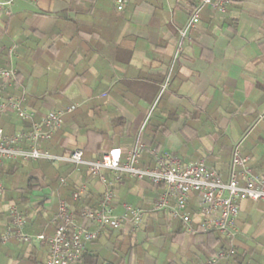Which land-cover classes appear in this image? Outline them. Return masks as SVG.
<instances>
[{"label": "crops", "instance_id": "0c3cea01", "mask_svg": "<svg viewBox=\"0 0 264 264\" xmlns=\"http://www.w3.org/2000/svg\"><path fill=\"white\" fill-rule=\"evenodd\" d=\"M114 2L14 0L11 17H0V66H13L20 81L2 95L23 89L35 120L75 107L40 148L54 155L79 149L87 161L113 149L126 152L150 114L142 135L148 148L182 163L201 160L225 180L232 148L243 139L240 152L252 175L264 177V0H230L223 14L204 9L181 42L178 30L195 0H128L121 12ZM12 43L8 64L3 48ZM0 126L6 135L29 129L12 114ZM141 164L152 167L148 152ZM105 175L101 182L84 166L0 161V264H45L48 253L36 241H1L10 203L24 214L27 235L50 236L59 200L78 214L111 188L120 214L124 204L150 210L162 192L127 177L112 185ZM80 184L87 194L77 202L72 193ZM238 206L236 254L219 264H264V202ZM186 211L196 214V194ZM226 245L217 234L190 233L151 214L139 231L126 225L102 232L76 264H205Z\"/></svg>", "mask_w": 264, "mask_h": 264}, {"label": "built area", "instance_id": "2783aa9c", "mask_svg": "<svg viewBox=\"0 0 264 264\" xmlns=\"http://www.w3.org/2000/svg\"><path fill=\"white\" fill-rule=\"evenodd\" d=\"M14 0H0V17H11V5ZM128 0H115L116 10L121 12ZM230 0H195L183 27L178 30L180 42L199 23L204 9L223 14ZM16 50V44L3 48L7 62ZM179 50V48H178ZM9 64V62H8ZM14 87H20L18 75L13 66H0V118L7 114L28 122L29 129L6 135L0 126V161L39 162L84 166L93 178L106 181V173L111 174L112 185H120L124 177L137 181H148L162 187V192L150 210H142L130 205H122V212L116 214L113 208L114 191L108 188L92 208L82 206L78 214L63 200H59L57 212L53 218L52 235L44 234L31 237L24 232L25 217L14 203L8 205V222L1 241L7 243L16 240L30 244L33 241L47 246L45 264H76L85 245L95 242L102 232H115L128 225L131 231H139L144 220L151 214L167 216L171 221L180 222L188 232L217 234L226 241V247L207 258L205 264H219L220 261L233 258L236 254L235 240L239 235L236 219L239 213V201L264 202V177H255L251 173L248 158L241 155L242 140L235 143L229 162V176L223 180L203 161L182 163L172 154L160 152L146 146L143 131L149 120L136 133L129 150L122 152L113 149L101 155L99 160L87 161L79 149L54 155L40 148L41 143L49 141L61 129L63 117L75 110L74 106L52 111L45 117L35 120V114L25 106L26 93L23 89L17 95L2 94ZM165 85L163 86V89ZM148 152L152 167L141 164L143 154ZM124 153V154H123ZM124 155V157H123ZM61 186L66 181L60 179ZM87 194V186L75 187L72 198L80 201ZM197 195V212L187 213L190 195ZM4 188L0 182V197Z\"/></svg>", "mask_w": 264, "mask_h": 264}, {"label": "trees", "instance_id": "16d2710c", "mask_svg": "<svg viewBox=\"0 0 264 264\" xmlns=\"http://www.w3.org/2000/svg\"><path fill=\"white\" fill-rule=\"evenodd\" d=\"M234 256H235V255H234ZM234 256H233V257H234Z\"/></svg>", "mask_w": 264, "mask_h": 264}]
</instances>
